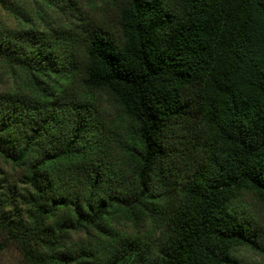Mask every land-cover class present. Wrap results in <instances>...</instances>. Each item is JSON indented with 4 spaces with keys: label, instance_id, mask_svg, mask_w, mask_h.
<instances>
[{
    "label": "trees",
    "instance_id": "16d2710c",
    "mask_svg": "<svg viewBox=\"0 0 264 264\" xmlns=\"http://www.w3.org/2000/svg\"><path fill=\"white\" fill-rule=\"evenodd\" d=\"M0 264L264 257V0H0Z\"/></svg>",
    "mask_w": 264,
    "mask_h": 264
},
{
    "label": "rangeland",
    "instance_id": "374dc122",
    "mask_svg": "<svg viewBox=\"0 0 264 264\" xmlns=\"http://www.w3.org/2000/svg\"><path fill=\"white\" fill-rule=\"evenodd\" d=\"M0 71L2 68L0 67ZM1 76V74H0ZM2 87L0 81V88ZM245 204L248 209H250L251 213L256 217L258 224L264 228V210L261 205L255 200L253 195L247 194L244 197ZM238 259L240 264H264V257L256 255L253 252H250L245 249H240L238 252ZM18 258L13 249H9L4 257V264H17Z\"/></svg>",
    "mask_w": 264,
    "mask_h": 264
}]
</instances>
